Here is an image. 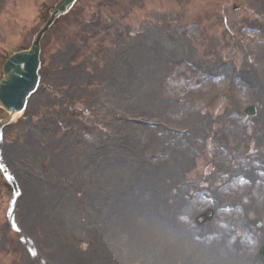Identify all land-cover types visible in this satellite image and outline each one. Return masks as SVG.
<instances>
[{"label": "rangeland", "instance_id": "rangeland-1", "mask_svg": "<svg viewBox=\"0 0 264 264\" xmlns=\"http://www.w3.org/2000/svg\"><path fill=\"white\" fill-rule=\"evenodd\" d=\"M56 1L0 0V78L4 56L31 45L44 22L39 18L42 5L52 6ZM82 1L87 6L92 2L79 0L78 4ZM139 1H144L143 7L127 22L130 28L143 30L145 26L143 32L123 36L113 32L111 47L90 37V44L78 53L93 52L89 71L75 59L72 62L77 38H63L66 22L46 35L41 87L18 123L7 130L1 149L2 160L21 187L15 208L17 223L33 239L41 259L50 264H233V256L239 261L236 264H245L246 258H253L251 251L264 242L260 237L264 236V212L258 201L245 212L238 213L237 207L220 213L212 222L199 224L197 219L213 209V203L236 196L213 187L221 179L215 172L232 169L229 153L237 144L232 133H240L239 120L227 114L230 108L238 119L242 116L241 149L245 152L256 146V156L264 159V0ZM75 9L78 29L77 23L88 14L80 6ZM251 22L261 26L259 38L240 33L238 27ZM129 51L135 52L128 56ZM140 52L147 56L142 58ZM122 58L133 60L135 80H140L143 67L154 63L160 74L157 83L153 82L155 71L141 80L151 83L149 94L156 105L148 98L131 105L130 95L122 90L129 89L134 80L128 87L121 80L118 60ZM221 58L230 60L228 68L251 72L252 78L240 94L235 86L219 83L212 89L216 94L222 89L220 98L211 100L210 94L194 108L186 96L192 93L198 72L188 60L202 62L206 68ZM188 96L193 99L195 94ZM139 98L137 91L134 99L138 102ZM249 105L257 107L258 113L245 119ZM192 108L196 109L195 124ZM129 118L138 119V124L151 119L163 126L198 129L202 143L197 142L192 153L182 158L179 171L172 167L165 177L163 168L170 161L171 147L180 146L179 141H132L127 133L134 122ZM223 145L225 153L220 150ZM119 151L133 156L128 161ZM160 152L165 154L159 156ZM222 154L227 164L219 165ZM109 155L114 165L122 161L135 170L146 165L155 172L150 178L145 173L119 174L109 186L106 177L101 181ZM243 163H247L245 157ZM165 184L167 190L162 188ZM53 185L56 192L50 193ZM206 185L213 187L209 198L199 195L187 207V196ZM140 191L145 194L139 196ZM12 192L0 170V264H37L8 221ZM129 193L136 195L130 208L124 198ZM240 217L243 222L235 221ZM257 219L262 221L259 228ZM210 229L216 233L213 238L205 235ZM257 260L264 263L261 256Z\"/></svg>", "mask_w": 264, "mask_h": 264}, {"label": "bare ground", "instance_id": "bare-ground-1", "mask_svg": "<svg viewBox=\"0 0 264 264\" xmlns=\"http://www.w3.org/2000/svg\"><path fill=\"white\" fill-rule=\"evenodd\" d=\"M133 52H135V51H129L128 56L130 54H132ZM137 53H139V52L137 51ZM140 54H141L142 58L147 56V53H145V52H140ZM132 62H133L132 59H124V58H122V62L121 61L119 62V60H118V63L120 65V72L119 73H121V75H122V78H123L122 80L123 81L126 80L125 82L127 83V80H128L130 75L132 76V78L134 80V82L132 84V91L128 92L126 90L127 94L128 93L129 94L133 93V97L130 99L131 105L132 106L140 105L144 101L145 98H148L150 100L153 99V102H155L156 100L149 94V90L150 89L152 90L151 83L150 82H145V81H143L141 79H143L144 75H149L150 71H155L156 72L157 68L155 67L154 63L152 65H147L146 67H143L142 70L139 71L140 72V80L139 79L135 80L136 71H135V68L132 66V64H133ZM125 73L127 74L126 76H125ZM156 74H157V72L154 75H156ZM251 76H252V74H249L248 75V79L249 78L251 79L252 78ZM221 78H222V82L224 84H227L229 87L232 86L233 82L228 79V74H226L225 76H223ZM155 79H156V77H155ZM155 79H154L153 82H155ZM206 81H207V84L205 83L204 86L201 87L199 89V91H197L195 93L196 97L201 98V99L202 98L205 99L209 94L215 92L216 89L212 90L211 88L214 85L217 86L219 83L217 81H214L213 79H206ZM126 83H125V85H126ZM137 91H138V94L140 95V98H139L138 102H136V100L134 99V96H135ZM215 95L217 96L218 94L215 93ZM256 95L257 94H254L253 97H255ZM134 102L136 103L135 105H134ZM234 102H235L234 104L238 103V101H234ZM155 105H156V102H155ZM172 106L173 105L170 104V107H172ZM232 110H234V108H232ZM231 119L232 120L233 119H237V117L234 116L233 118L231 117ZM193 122L194 121L192 120V123ZM122 124H124V123H122ZM130 126H131L130 127L131 130H129V133H127V134H129V136L131 137L132 141H133V139L135 140V138H136V139H142V140L146 139L145 141L150 140L152 142L153 141L156 142V140L159 138L160 140H163L165 142L167 140L168 141L171 140V138H172V134H169V133H164L163 134V132L161 133L156 128H151V127H148V126L147 127H145V126L138 127L135 124H130ZM192 131H191L192 134L190 133L191 134L190 141L191 140L197 141V139L200 137L199 130L195 129V130H192ZM242 135H244V134H241V133H238V132L232 133L233 143H237V144H236V146L234 148V150L236 151V156L234 157V159H229L230 163H233V162L238 163V162H240L239 158H241V148L243 147L242 145L244 144V139L240 140ZM163 141H162V143H163ZM183 143H184L183 147L180 146L179 148H176V149L174 147H171V154H170L171 158L169 159L170 161H168V165H165L164 168H163L164 172H166L165 177L171 172L172 167H175L174 172H176V171H179V168H181L182 165L184 164V160H182V158L186 157V153H189V152H187L185 150H189L191 148L188 146V144L186 142H183ZM181 150H183V151H181ZM222 153H225V151H223ZM119 154L121 156L127 155L123 151H119ZM111 156L112 155L108 156L109 160H107L105 162L106 164L102 166L103 173H105V174H104V176H102L101 181L105 180V177H106V179L108 180V182H107L108 185L109 184H113L116 181V178L119 176V174H123V175L127 174L128 176L133 177L134 174L136 175V173H139L141 175H144V173H145L147 175V177L150 178V175L155 172L154 168H150V167L146 168L147 167L146 165H140L139 169H137V170H135V168H132L131 165H129V166L127 164L125 165L122 161H118L117 164L114 165V162L111 159ZM127 156H128V161H129V157L133 156V154L130 153ZM219 160H220L219 165L227 164L226 156L224 154L220 155V159ZM178 164H179V166H177ZM55 168H57V167H55ZM262 168H263L262 170L264 171V166H262ZM248 170L249 169H246V171H248ZM223 171H225V170H223ZM223 171L218 172V173L215 172L217 178L222 176V174H223L222 172ZM157 173L160 174V171H157ZM174 179H176V178H174ZM224 186H226L225 187V188H227L226 190H232L233 192H238V194H236V196L240 195V197H237L235 200H233V203H232L233 207H231V209H229V210H226L224 213L236 211L235 209L237 207L239 209L238 213L242 212V211L245 212L246 209L251 208L255 204H257V201H258V203H260L259 204L260 210L262 212H264V190H261L262 186L256 185V183H254V182H252V184H250L249 182H240V181H235L234 182V179L227 180V183ZM54 187H55L54 185H53V188H52V186H49L48 191L50 193L56 192ZM87 187L89 188L90 185L88 184ZM167 187H168V184L162 185V188L164 190H167ZM110 191H113V189L111 188ZM135 193L126 194L127 196L124 197L126 200H129V203L127 204L129 208L134 204V199L136 197V195L134 197ZM142 194H145V193L142 192V191H140L138 193L139 196H141ZM113 201L114 200H112L109 203V205L113 204ZM231 202H232V200H231ZM75 212L77 213V211H75ZM241 218L242 217H240V218H238L236 220H240ZM226 219L228 220L229 216L226 217ZM107 220H111V219L107 218ZM241 221L243 222V219H241ZM262 235H264V234H262ZM261 239H263V241H264V236H262ZM236 262H237V259L235 258V256H233V264H236ZM245 264H260V263L258 262L257 258L255 257V258H247Z\"/></svg>", "mask_w": 264, "mask_h": 264}, {"label": "water", "instance_id": "water-1", "mask_svg": "<svg viewBox=\"0 0 264 264\" xmlns=\"http://www.w3.org/2000/svg\"><path fill=\"white\" fill-rule=\"evenodd\" d=\"M74 1L75 0L60 1L53 10L52 18L37 36L38 40L34 43L32 48L29 51L26 50L17 54V56H14L5 65L4 70L6 76L0 84V104L5 106L7 109L15 111V106L13 107L11 104L16 100V98L25 94L29 87H35L37 85L36 83L39 79L38 66H40L39 39L43 33L49 29L54 20L59 17L60 14L66 12ZM8 121L9 119L4 121L2 125Z\"/></svg>", "mask_w": 264, "mask_h": 264}]
</instances>
